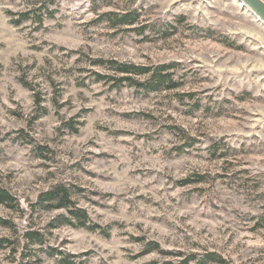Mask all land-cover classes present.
I'll list each match as a JSON object with an SVG mask.
<instances>
[{
	"label": "rangeland",
	"instance_id": "1",
	"mask_svg": "<svg viewBox=\"0 0 264 264\" xmlns=\"http://www.w3.org/2000/svg\"><path fill=\"white\" fill-rule=\"evenodd\" d=\"M238 3L0 0V186L17 200L0 264H61L29 229L75 264H264V26ZM43 5L42 27L12 23ZM88 58L172 65L178 86L110 89ZM56 183L108 235L50 227L66 211L32 204Z\"/></svg>",
	"mask_w": 264,
	"mask_h": 264
},
{
	"label": "trees",
	"instance_id": "2",
	"mask_svg": "<svg viewBox=\"0 0 264 264\" xmlns=\"http://www.w3.org/2000/svg\"><path fill=\"white\" fill-rule=\"evenodd\" d=\"M46 6L42 8H35L34 10L23 11L18 14V18L13 20L14 25H20L26 20L33 19L38 27H42L44 14L42 10L45 11V14L48 16L51 15ZM135 17L130 14H125L121 18L122 23H133ZM77 51H69V53H76ZM91 64L105 67L106 72L99 73L93 72L94 81H100L108 85L110 89H120L121 87H133L136 90L143 91H155L159 88L173 89L178 86V82L175 81L172 77V72L170 69L172 65H157V66H147V65H138L131 62H122L115 59H104V58H88ZM142 77V78H141ZM30 90L34 88L27 83L23 82ZM41 98L39 92H35V104L39 109L44 113L46 110L44 106H41ZM68 125L72 127L69 123ZM72 129L75 130L73 127ZM37 149L42 152L43 148L38 146ZM198 178L195 181H201L203 177L197 175ZM72 189V188H71ZM65 184L56 183L48 187L47 189L41 191L36 198V201L32 204L33 208H37L43 211H51L55 209H64L66 213H60L51 219L49 225L52 228H56L62 225H68L72 227H81L90 231H98L104 235H108L105 228L100 225L93 223L87 212L78 207L72 200V191L81 192L82 189L74 188L71 190ZM0 204L6 205L8 207H15L17 200L15 197L10 194V192L0 186ZM0 225L11 227L12 223L6 219H0ZM23 239L26 243L38 244L41 250L45 251L48 255L54 256L59 255V262L61 264H75L73 260V255L63 254L57 250H54L46 246V239L44 233L38 229H29L26 230L23 235ZM8 240L0 239V248L3 247V243ZM158 249V244L153 241H148L144 244L141 254H147L153 250ZM194 262V264H206L208 262L214 264H224L225 260L221 258L215 252H206L200 257L196 253H191L189 256L180 261V264H191L189 262ZM148 264H155L154 262Z\"/></svg>",
	"mask_w": 264,
	"mask_h": 264
},
{
	"label": "water",
	"instance_id": "3",
	"mask_svg": "<svg viewBox=\"0 0 264 264\" xmlns=\"http://www.w3.org/2000/svg\"><path fill=\"white\" fill-rule=\"evenodd\" d=\"M264 25V1L263 0H238Z\"/></svg>",
	"mask_w": 264,
	"mask_h": 264
},
{
	"label": "bare ground",
	"instance_id": "4",
	"mask_svg": "<svg viewBox=\"0 0 264 264\" xmlns=\"http://www.w3.org/2000/svg\"><path fill=\"white\" fill-rule=\"evenodd\" d=\"M238 1V0H237ZM239 3H238V5L240 6V7H244V8H246V10L249 12V13H251L248 9H247V7L246 6H244L243 5V3H241L240 1H238ZM252 14V13H251ZM253 15V14H252ZM253 17H255L254 15H253ZM256 18V17H255ZM256 20H257V18H256ZM259 23H260V21L259 20H257ZM260 24H262V23H260ZM263 25V24H262ZM264 26V25H263Z\"/></svg>",
	"mask_w": 264,
	"mask_h": 264
}]
</instances>
